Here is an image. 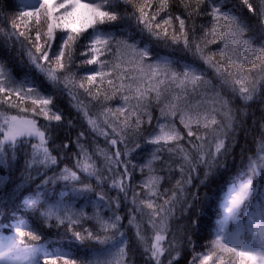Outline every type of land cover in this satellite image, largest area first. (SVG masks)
<instances>
[{"label":"snow or ice","instance_id":"obj_1","mask_svg":"<svg viewBox=\"0 0 264 264\" xmlns=\"http://www.w3.org/2000/svg\"><path fill=\"white\" fill-rule=\"evenodd\" d=\"M18 3L11 14L0 0V48L18 44L29 65L17 75L0 56V211L14 206L15 229L0 264H54L53 230L71 241L63 264H131L128 231L144 264H179L188 249L187 264L217 252L264 264V0H241L246 13L230 0ZM144 33L184 56L155 54ZM58 95L81 124L55 145L76 128ZM254 103L253 153L240 138ZM205 230L214 251L196 253Z\"/></svg>","mask_w":264,"mask_h":264},{"label":"trees","instance_id":"obj_2","mask_svg":"<svg viewBox=\"0 0 264 264\" xmlns=\"http://www.w3.org/2000/svg\"><path fill=\"white\" fill-rule=\"evenodd\" d=\"M7 3L9 5V12L11 14H16L18 13L19 10L22 9V5L18 3V0H7ZM230 4L235 6L239 11H242L244 13L247 12V9L243 6L241 3V0H230ZM57 13L62 12V9H56L55 10ZM132 29L136 31L137 38L140 37L139 31L135 28V21L130 22ZM33 27H35V23L33 21ZM90 31V30H89ZM62 33H57V35H61ZM144 38L146 41L151 42V47L154 50L155 54L161 55V56H172L173 58H179L184 56L183 50H182V45L177 46L173 45L170 41L165 42V41H156L152 40L147 36L146 33L143 34ZM202 35V33H198V36ZM34 38V34H33ZM61 41H57V44H59ZM82 43H87V41H82ZM212 49H215V46H211ZM79 50H83L80 48ZM0 56L5 57L11 61V63L16 67V72L17 75H22L21 69H28L29 65L27 63V56L25 55L24 51L20 49V46L16 44L15 46L11 48H0ZM77 57H79V53L77 52ZM89 67H95V66H89ZM34 72L35 70L32 69ZM81 75H83V72H81ZM43 79V77H40ZM115 104V102H114ZM57 107L63 110L64 116L69 119H75L76 121V128L75 129H69L67 126H65L63 129H60L56 133V139H55V145H60L61 143L65 142V140L69 137L75 138V135L77 131L80 130V124L81 121L77 118V114L74 109L70 106L69 103V98L67 95H58L57 97ZM261 105L259 103H254L252 106L248 109L249 116L247 118V124L249 127L252 126L253 120L256 121V126L252 130V133L247 137V143L245 144V138L244 134L241 133V138H240V143L241 145L245 146L247 149H250L253 153L255 152V142H254V137H257L259 135V123H260V117L262 115L261 112ZM12 114H15L16 110H10ZM158 115V113H155ZM103 143V141H100ZM74 148V145H73ZM240 149L237 148L236 152L239 153ZM248 153L246 152L245 155ZM69 157H71V153L68 154ZM144 154L140 155L137 157L138 160L141 162L143 161ZM67 162V161H66ZM22 163V161H21ZM0 175H8V172L4 170H0ZM16 176H18V173H12V179L15 180ZM138 178V177H137ZM12 183L9 182L4 186V191H11L12 189ZM100 189H98L99 191ZM107 191V189H104ZM205 189H201V195H203V192ZM109 195H115V192H110ZM19 203V201L17 202ZM13 205L8 204L5 205L2 211H0V236H11L14 234L15 229L14 228H8L4 227L7 223H12L14 222L12 219L13 215ZM17 215H20V211L18 210ZM27 219V217H24ZM124 223L126 224L127 221L125 220ZM53 236L49 238L50 242V247L49 251L52 253L50 259L51 261L54 262V264H63V260L59 259L56 256V251L61 248H66L71 241L64 239V238H59L55 235V230H53ZM127 235L129 237V260L131 264H144V259L141 255L140 249L137 247L136 242H135V236L134 232L128 231ZM213 239V236L209 234V231L205 230L202 231L197 239L196 243V248L195 251L196 253H203V254H210L212 251H214L211 247V240ZM191 250L188 249L184 252L183 256L181 257L179 264H187V261L191 259ZM223 255L225 259L221 260L220 256ZM228 255L227 253H219L217 252L216 255L212 256V258L208 261V264H230V261L228 260Z\"/></svg>","mask_w":264,"mask_h":264},{"label":"rangeland","instance_id":"obj_3","mask_svg":"<svg viewBox=\"0 0 264 264\" xmlns=\"http://www.w3.org/2000/svg\"><path fill=\"white\" fill-rule=\"evenodd\" d=\"M30 2H34V0H30ZM108 58L109 59H115V53H113L112 55H110Z\"/></svg>","mask_w":264,"mask_h":264}]
</instances>
